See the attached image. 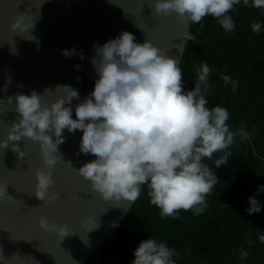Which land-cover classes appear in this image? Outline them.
Listing matches in <instances>:
<instances>
[{"label": "clouds", "instance_id": "1", "mask_svg": "<svg viewBox=\"0 0 264 264\" xmlns=\"http://www.w3.org/2000/svg\"><path fill=\"white\" fill-rule=\"evenodd\" d=\"M241 0H152L151 9L156 15L171 16L182 25L189 22L198 24L205 16L218 19L226 32L235 29V23L228 13ZM44 3L41 0L40 7ZM244 6L264 8V0H243ZM31 13H18L11 24L13 32L24 33L35 30L40 18ZM254 33H259L261 24L253 22ZM181 44L175 48L183 55L185 40L194 37L188 32L182 33ZM22 39H26L21 36ZM30 40L39 44L32 35ZM95 54L91 58L98 79L94 90L75 107L73 118L72 101L79 100V92L69 85H57L64 93L50 105L43 93L32 90L30 95L16 93L13 97L0 99L8 105L15 101L16 119L7 128V138L0 139V149L11 151L23 159L26 153L20 142L28 138L39 143L43 164L47 170L36 172L35 196L40 201H54L58 193L54 189L52 170L58 161L64 159L59 145L64 143L63 132L83 135L79 152L91 154L94 160L85 163L79 169L73 167L91 188L105 201L117 205L121 201L134 203L141 195V185L147 184L150 203L160 209L162 217L176 218L180 210H194L202 213L207 208L206 197L218 183V177L210 166L204 163L211 160L214 153L223 155L215 160L219 168L228 163L232 152L228 149L234 139L247 140L251 136L243 125L238 130H230L228 109L221 106L208 107L205 98L214 85L209 84L213 71L206 62L196 69L195 86L185 91L181 60L168 55L163 49L154 46L149 40L137 43L135 36L122 31L115 39L102 46L94 43ZM18 55V50H11ZM65 57L76 55L75 50H64ZM80 59H84L80 55ZM79 68V65L76 66ZM225 85L231 83L232 91L237 90V82L221 73ZM11 83L9 77L4 90ZM22 88L23 85H17ZM51 90L45 88V92ZM0 111H7L0 109ZM255 132V129L252 130ZM72 166L71 161H65ZM9 185L0 183V203L5 199L15 201L8 195ZM50 190H52L50 192ZM260 191H264L261 186ZM249 215L259 213L261 205L255 197H248ZM91 226L92 231L99 225L89 217L82 223ZM39 226L45 232H55L61 238L75 235L66 224L49 223L41 217ZM117 226V225H113ZM264 243V235L259 236ZM249 243L251 240L249 238ZM241 259L249 253L240 249ZM131 264H175L173 257L178 254L165 242L148 238L140 242L134 250ZM8 257L0 249V261Z\"/></svg>", "mask_w": 264, "mask_h": 264}, {"label": "water", "instance_id": "2", "mask_svg": "<svg viewBox=\"0 0 264 264\" xmlns=\"http://www.w3.org/2000/svg\"><path fill=\"white\" fill-rule=\"evenodd\" d=\"M40 3L41 0H0V99L16 93L30 95L35 90L43 93L50 105L64 95L56 86L69 85L80 96L72 101L75 119L76 105L94 90L99 78L91 64L95 54L93 44L102 46L122 31L132 33L137 43L147 39L168 55L182 60L183 55L175 45L181 44L185 30L189 32L190 22L187 26L177 23L174 13L156 15L151 9L152 0H44L41 7ZM38 12L41 15L32 33L18 34L11 30L18 13L36 16ZM32 35L39 44L26 40ZM188 41H183V51ZM15 47L18 55L10 51ZM73 49L76 55L62 54ZM81 54L84 59H80ZM9 77L11 83L5 91ZM45 88L51 90L45 92ZM14 108V98L12 105L6 100L0 105V109L7 110L0 111V139L7 138L6 130L16 119ZM63 135L65 140L59 151L64 159L52 170V190L59 194L54 201L42 202L34 194L37 170H47L38 142L24 138L20 147L26 155L20 160L11 148L0 149V183L9 185L7 193L16 199L0 203V249L8 257L0 264H83L89 258L101 264L97 250L114 233L133 204L121 201L117 205L94 192L90 181L73 171V167L79 169L95 159L91 154L79 152L82 131L73 134L65 129ZM259 157L264 161L263 156ZM65 161H71L72 166ZM259 189L251 197H256ZM41 217L49 223L66 224L75 235L61 242L55 232L40 228ZM85 217L99 226L86 231L91 225L82 223Z\"/></svg>", "mask_w": 264, "mask_h": 264}, {"label": "trees", "instance_id": "3", "mask_svg": "<svg viewBox=\"0 0 264 264\" xmlns=\"http://www.w3.org/2000/svg\"><path fill=\"white\" fill-rule=\"evenodd\" d=\"M228 15L235 23L232 32L212 16L198 24L190 22L189 33L195 39L183 51V86L185 91L194 88L196 69L206 62L213 69L209 84L215 86L205 97L208 107L227 108L230 130L243 125L251 136L234 139L228 149L232 156L224 166L215 167L222 152L214 153L211 160L205 158L218 183L206 197L207 208L198 215L180 210L176 218L162 217L150 203L147 184L143 185L140 197L97 250L101 264H131L134 250L148 238L175 249V264H264V243L259 240L264 235V191L255 197L261 211L251 215L246 211L248 197L264 183V161L259 157H264V8L246 7L241 0ZM253 22L261 24L259 33L252 31ZM221 73L237 82L235 92L231 83L225 85ZM240 249L249 253L247 258H240ZM83 264L96 263L89 258Z\"/></svg>", "mask_w": 264, "mask_h": 264}]
</instances>
